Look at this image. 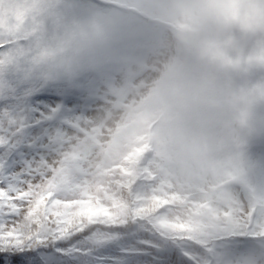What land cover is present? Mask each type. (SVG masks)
Returning a JSON list of instances; mask_svg holds the SVG:
<instances>
[{
	"label": "rangeland",
	"instance_id": "1",
	"mask_svg": "<svg viewBox=\"0 0 264 264\" xmlns=\"http://www.w3.org/2000/svg\"><path fill=\"white\" fill-rule=\"evenodd\" d=\"M112 39V49L92 42ZM206 45L217 54L207 55ZM114 53L116 65L106 61ZM74 54L81 57L75 82L51 83L53 64L68 67ZM77 81L79 93L71 90ZM224 81L230 89L219 88ZM43 90L66 92L74 103L47 105L44 112L29 102ZM0 94L7 95L0 98V168L11 197L4 207L0 201L1 246L42 245L33 240L39 223L31 226L26 218L31 210L71 217L78 207L76 225L66 224L56 236L65 244L88 218L113 226L126 209L168 237H206L207 246L193 253L197 264H211L209 255L219 257L214 264H264V236L257 234L264 227V187L254 190L257 200L248 186L256 177L264 183V155L253 150L264 147V0H0ZM34 110L42 114L33 116ZM37 123L42 133L31 131ZM40 135L42 151L11 159ZM146 135L151 174L141 175L139 184L152 186L147 190L155 199L133 191L137 169L124 170L118 157ZM162 164L169 186L159 184ZM117 170L134 192L127 205L103 188ZM67 175L79 187L74 195L45 200L43 193ZM32 195L40 196L37 205ZM76 196L82 202H74ZM252 198L262 202L258 213ZM118 238L106 234L90 242ZM84 246L63 250L96 264ZM137 255L124 264H180Z\"/></svg>",
	"mask_w": 264,
	"mask_h": 264
},
{
	"label": "trees",
	"instance_id": "2",
	"mask_svg": "<svg viewBox=\"0 0 264 264\" xmlns=\"http://www.w3.org/2000/svg\"><path fill=\"white\" fill-rule=\"evenodd\" d=\"M42 10L47 11L45 6L43 7ZM46 28L48 29V27ZM105 45H103V47H106ZM109 46L111 47L110 43H109ZM106 48L109 49V47H106ZM213 49L214 48L212 45L211 46L206 45L204 47L206 54L209 56L211 55V53H213ZM215 54H217L216 50H215ZM223 54L224 52L220 54L222 55V58L224 57ZM72 57H74L72 58V61H71L73 62V64H69L68 67H63L60 64H57L58 66H55L53 64V67H52L53 73H50L51 83L56 82L58 80H60V82H65V83H67V81L75 82L76 76L72 73V71L77 69L75 66L77 63L78 64L80 63L79 60L81 59V57L78 55H76L75 57V54L72 55ZM117 57L118 56L114 53L113 55L107 57L106 61L107 62L110 61V64L111 63L117 64L118 62ZM223 62L225 61L224 60L216 61V65L221 67L220 64ZM226 66L228 65L226 64ZM92 68H94V66ZM81 69L83 70V68ZM90 70H86L85 72H89ZM205 82L207 84L211 83L208 79H206ZM81 85L82 83L78 84L77 86L79 87L75 88V90L74 88L71 90L79 93L80 92L79 88H81ZM229 87H230V84H227L224 81V85L219 88L230 89ZM242 96L245 97V93L242 94ZM4 97H7V95L0 94L1 99H4ZM146 136L148 139L145 142H143V144L137 146L136 144L131 143L130 144L131 148L128 149V151L127 150L123 151L121 154L122 156L120 155L118 157L121 160L119 164L123 166L124 170L134 171L137 169L136 175L134 174V172H132L133 176L134 175L136 176L133 179L135 180L136 186H137V188L134 189L133 191H139V194H142V196L143 194L149 196L150 198L153 196V199H155L156 195L154 194V191L147 190L152 186H150L149 184H146V182H143V183L140 182L139 184V181H140L139 178L141 175H143L144 180H146L149 177V174H151V169L149 168L150 164L148 162L151 159L147 157V152L149 150L148 143L151 140V138L148 135ZM7 141L8 139L6 138V140L3 141L4 144H6ZM142 149H143L142 151L143 154L141 155ZM164 157L168 160L167 156H164ZM2 166L6 167L7 165L5 164ZM160 168L161 169L158 171V175L160 179L159 184L164 185V186H169L168 181L165 178H162L163 173L166 172L168 168L166 167L165 164H162ZM5 170L6 169L4 168H0V201H2L1 206L3 207L5 206L6 201H8V199L11 198V197H7V194L10 190V185L8 184L5 187H3L4 186L3 183H6L4 182V179H3V177L5 176L4 175ZM255 179L257 181V177ZM261 180H263L262 177L258 179L259 182ZM109 181H110V184L107 185V187H103V188H105V190L107 189L111 191L113 190L112 191L113 194L110 196L114 198L116 203L119 204L120 202V205H121L122 204L121 201L122 202L125 201L126 203L127 200L129 201L131 199V195L134 194V192L131 191L132 186L128 187L126 185L127 180L121 175V173L118 170L114 171V174L111 176V178H109ZM55 184L56 185L53 186L54 183H52V186H50V188L46 190V192L43 193V195H45L46 197L45 200L47 199L49 200L50 198H52V196L55 197V195H58V194L61 195L63 193L67 195L71 193L72 195H74L73 191L76 188H79L76 185L77 183L75 182L71 183L69 175L61 177L58 180V182ZM113 185L114 187L111 189V186ZM58 189L60 190L58 191ZM203 191H205V189H203ZM183 195L185 196L187 195V193L184 192ZM76 199L79 202H82L78 196H76L73 199V201L75 202ZM38 200H41L40 196L32 195L31 204L37 205ZM169 201L173 203L172 200H169ZM75 204L76 203H73L70 205H73V207H75ZM186 204H187V199H186L185 204H182V206H185ZM70 205L69 207H71ZM125 205H127V203ZM202 205H204V203ZM73 210L74 212L70 214L71 217H67V216L57 217L54 212L47 214V212L43 210L41 214L40 213L34 214L32 213L33 210H31L28 213V216L26 218L28 220H31V223H29V225L33 226V224L38 222L39 228H41V229L36 230L33 240L39 239L42 245L38 244L36 246H32V248L40 247L42 249V251L40 252V256L43 258L44 264H94L92 262V259H90L89 257H86L82 253H77V255L72 254L74 251L80 252V250H83L84 249L83 247H85L84 244H86L87 248L90 249V255L97 259L96 264L131 263L130 261H128L129 258L136 257V256L138 257L139 255L137 254H141L144 251L153 260L152 261L153 263L154 262H157V263L165 262L164 261L165 259H162V258L160 259L159 257L169 256L171 258H174L175 262H179L180 264H192V263L197 264L196 257L195 255H193V253L202 252L201 249L204 246L205 247L207 246L206 242H203L204 240H206V237L200 238L199 235L197 236L193 235L192 237H189L188 239L187 236L181 238L177 236L168 237V235L166 236V235L160 234L156 232L154 228L152 227V225L146 222L145 219H141V217L139 218V216L138 217L134 216V214H132L126 209L122 215H120L115 221L111 222V224L114 223L112 224L113 226H111L110 224L109 225L103 224L104 220L94 221L88 218L83 223L82 230L74 233V235H72L70 239H65L66 240L65 244H63L62 242L57 243L56 236H58V234H61L62 229L63 230L66 229L65 227L66 224L71 222L72 224L76 225L75 223L76 217L74 216V214H75V210H78V207L74 208ZM119 210H122V207H119ZM251 210L254 211L253 208ZM67 211H71V210H67ZM132 217H133V220H131ZM28 226L25 229L29 228ZM43 229H45L44 230L45 233L43 235H41V233H38ZM260 230L261 231H259V233L257 234H259L260 237H263L264 227L261 228ZM106 234H112V235L118 236L119 238L115 239V241L112 240V241H109V243L104 242L103 244L100 243L98 245L93 244V242H90V241L96 242L98 238H101ZM42 238H43V241L40 240ZM64 246H65V249L66 247H69V246L72 247L73 252L70 253L67 250H63ZM12 247H15V248L23 247L25 249L29 248L28 246H24V245L20 246V245H14L10 243V244H7V247L0 245V250H3L5 248H12ZM212 247H214L213 248L214 251L218 250L219 248L215 244H213ZM59 250H62V251L59 252ZM216 256L217 255H213V256L209 255L211 264H214L215 261L218 260L219 257H216ZM124 258L125 260H123Z\"/></svg>",
	"mask_w": 264,
	"mask_h": 264
},
{
	"label": "snow or ice",
	"instance_id": "3",
	"mask_svg": "<svg viewBox=\"0 0 264 264\" xmlns=\"http://www.w3.org/2000/svg\"><path fill=\"white\" fill-rule=\"evenodd\" d=\"M29 102L35 105L36 108L41 109L42 111H48L47 105L55 104H64L72 105L74 99L66 92L58 91H48L43 90L34 93L30 98ZM42 112L33 111V116H40ZM48 123V121H44ZM34 133H42L43 124L37 123V125L31 129ZM45 137L40 135L39 139L36 141L35 145L32 148H25L23 145L20 146L18 151L13 152L11 159L18 161L19 155L27 156L28 154L34 151H42V148H39V145L43 142ZM13 167H20V163H14ZM42 249L40 247L36 248H5L0 250V264H44L43 258L40 256Z\"/></svg>",
	"mask_w": 264,
	"mask_h": 264
}]
</instances>
